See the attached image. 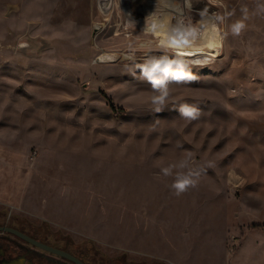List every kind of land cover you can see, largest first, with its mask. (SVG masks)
I'll return each mask as SVG.
<instances>
[{
	"label": "rangeland",
	"instance_id": "374dc122",
	"mask_svg": "<svg viewBox=\"0 0 264 264\" xmlns=\"http://www.w3.org/2000/svg\"><path fill=\"white\" fill-rule=\"evenodd\" d=\"M128 1L0 0V220L89 264H264V0Z\"/></svg>",
	"mask_w": 264,
	"mask_h": 264
},
{
	"label": "flooded vegetation",
	"instance_id": "af4514ba",
	"mask_svg": "<svg viewBox=\"0 0 264 264\" xmlns=\"http://www.w3.org/2000/svg\"><path fill=\"white\" fill-rule=\"evenodd\" d=\"M4 224H0V226H8L11 228H15L10 226L9 221L5 220ZM24 234L28 235L29 237L38 240L42 243L48 244L52 247L59 248L61 250L67 251L75 255L72 251H70L67 248L55 246L47 241H43L37 237L34 236L33 231L26 232L24 230H20L18 228H15ZM0 235L2 236L0 238V264H40L35 259L37 257H40L41 255H51L53 257H59L56 255H53L51 253H48L46 251H43L26 241L22 240L21 238H18L12 234H9L7 232H0ZM4 236V237H3ZM16 241V242H15ZM76 256V255H75ZM78 257V256H76ZM61 258V257H59ZM79 258V257H78ZM63 259V258H62ZM65 260V259H64ZM68 261V260H66ZM69 263H72L68 261ZM74 264V263H72ZM84 264H89L85 263Z\"/></svg>",
	"mask_w": 264,
	"mask_h": 264
},
{
	"label": "water",
	"instance_id": "95a60500",
	"mask_svg": "<svg viewBox=\"0 0 264 264\" xmlns=\"http://www.w3.org/2000/svg\"><path fill=\"white\" fill-rule=\"evenodd\" d=\"M0 232H7L9 234H12L18 238H21L22 240L26 241L27 243L43 250V251H46L48 253H51L53 255H56V256H59L65 260H68L74 264H84V262L76 257L75 255H73L72 253L70 252H67V251H64V250H61L59 248H55V247H52L48 244H45V243H42L38 240H35L31 237H29L28 235L24 234L23 232L15 229V228H11V227H8V226H0Z\"/></svg>",
	"mask_w": 264,
	"mask_h": 264
},
{
	"label": "trees",
	"instance_id": "16d2710c",
	"mask_svg": "<svg viewBox=\"0 0 264 264\" xmlns=\"http://www.w3.org/2000/svg\"><path fill=\"white\" fill-rule=\"evenodd\" d=\"M114 109V106H111ZM6 219L3 217V220H0V224H4V222ZM9 224L12 227L18 228L20 230H24L26 232H29L30 230L33 231V234L35 237L43 240V241H47L55 246H59V247H64L67 248L64 245H60L59 242L54 241L55 239L52 237V235L50 233H46L45 231H42L40 229V227L34 226L33 224L29 223L27 220L25 219H20V218H14V219H10L9 220ZM54 236V235H53ZM68 249V248H67ZM83 262L88 263V261L86 259H84L81 256H78Z\"/></svg>",
	"mask_w": 264,
	"mask_h": 264
},
{
	"label": "bare ground",
	"instance_id": "6f19581e",
	"mask_svg": "<svg viewBox=\"0 0 264 264\" xmlns=\"http://www.w3.org/2000/svg\"><path fill=\"white\" fill-rule=\"evenodd\" d=\"M120 1H122V0H118L117 3L120 2ZM123 1L125 3H127V5H125L127 7H128L129 4H131V1H128V0H123ZM120 3H122V2H120ZM163 35L164 34L160 35L162 37V39L160 38L161 41H162L161 43L166 44V46L168 45V46L175 47V48L177 47L176 49H178V47H179V49H178V54L179 55H181V56H191L192 57V56H195L196 54L199 53L198 50L196 52L195 51L193 52V51H189L187 49H184L183 48L184 46H182V45H180L182 47H180L179 45H176V44L174 45V42L170 41L168 36H163ZM211 35H210V39H209L210 40V44L209 45L211 47H214L216 49V51L219 52V48L221 47V38L219 37L218 32L216 30H215V34H211Z\"/></svg>",
	"mask_w": 264,
	"mask_h": 264
},
{
	"label": "clouds",
	"instance_id": "9594fccd",
	"mask_svg": "<svg viewBox=\"0 0 264 264\" xmlns=\"http://www.w3.org/2000/svg\"><path fill=\"white\" fill-rule=\"evenodd\" d=\"M159 70V72L163 73V74H168L169 72V68L168 67H161L160 64H156L150 72H148V75L149 76H152V73H155ZM156 84H163L164 83V80L163 79H157L156 81ZM187 115L191 116L192 113L189 112L187 113ZM189 183H191L190 180H188L186 177L184 178H181L178 180V182L176 183L175 187L180 189V190H183L185 188L186 185H188Z\"/></svg>",
	"mask_w": 264,
	"mask_h": 264
},
{
	"label": "built area",
	"instance_id": "2783aa9c",
	"mask_svg": "<svg viewBox=\"0 0 264 264\" xmlns=\"http://www.w3.org/2000/svg\"><path fill=\"white\" fill-rule=\"evenodd\" d=\"M118 0H99V2L103 5V7L111 8L113 4H116ZM107 8V9H108ZM113 8V7H112ZM110 10V9H109Z\"/></svg>",
	"mask_w": 264,
	"mask_h": 264
},
{
	"label": "snow or ice",
	"instance_id": "6c2138e0",
	"mask_svg": "<svg viewBox=\"0 0 264 264\" xmlns=\"http://www.w3.org/2000/svg\"><path fill=\"white\" fill-rule=\"evenodd\" d=\"M156 83V82H155Z\"/></svg>",
	"mask_w": 264,
	"mask_h": 264
}]
</instances>
